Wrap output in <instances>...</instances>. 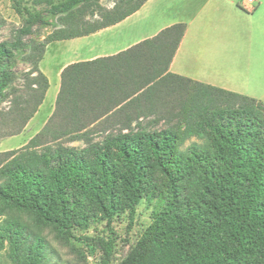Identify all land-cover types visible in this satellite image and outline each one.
I'll return each mask as SVG.
<instances>
[{
    "label": "trees",
    "instance_id": "obj_1",
    "mask_svg": "<svg viewBox=\"0 0 264 264\" xmlns=\"http://www.w3.org/2000/svg\"><path fill=\"white\" fill-rule=\"evenodd\" d=\"M90 1L11 0L22 25L14 39L0 41V101L34 27L54 26L51 17H73ZM144 1L118 14L105 10L104 22L63 26L36 46L35 104L23 122L49 87L38 68L46 44L113 25ZM184 32L177 23L114 57L64 67L46 124L22 148L0 153V200L67 235L77 220L101 214L108 235L81 237L99 251L100 264H111L117 247L112 216L128 209L132 220L144 197L161 210L120 264H264V102L169 72ZM165 94L175 95V103L156 114L165 126L151 128L143 120ZM110 122L120 127L90 137L95 123ZM0 226L1 245L13 224Z\"/></svg>",
    "mask_w": 264,
    "mask_h": 264
},
{
    "label": "rangeland",
    "instance_id": "obj_2",
    "mask_svg": "<svg viewBox=\"0 0 264 264\" xmlns=\"http://www.w3.org/2000/svg\"><path fill=\"white\" fill-rule=\"evenodd\" d=\"M137 1L91 0L78 8L73 17H51L54 26L34 27L33 33L25 38L28 48L18 56L14 82L0 101V153L17 150L26 145L43 128L54 111L55 94L60 83L57 69L66 57L62 52H55L62 46L57 41L46 44L44 57L47 56L38 62V68L50 80V87L33 115L23 122V117L33 110L35 104L34 90L37 87L32 86V82L37 78L34 72V61L38 55L36 46L44 43L49 34L63 26L74 27L80 20L89 23L104 22L102 13L105 10L118 14ZM21 25L22 21L14 11L11 0H0V41L14 39ZM175 99V95L165 94L164 98L151 106L154 115L148 116L143 123L149 124L151 128L165 126V117L156 114L172 108ZM119 127L120 124L113 122L107 125L95 123L90 137L100 139L105 129L114 130ZM192 140L196 138L187 141L185 146ZM61 141L66 145H84L82 140L63 138ZM160 210L161 206L156 199L144 197L136 205L132 220L128 209H120L114 213L111 228L117 247L111 264H120L127 254L139 247L146 229ZM7 221L13 224V238L5 236L2 239L0 264H100L99 251L81 237L107 236L109 233L107 220L99 213H93L87 220H77L70 228L72 235H67L57 225L42 220L33 211L0 200V225ZM37 240L42 243L39 244Z\"/></svg>",
    "mask_w": 264,
    "mask_h": 264
},
{
    "label": "crops",
    "instance_id": "obj_3",
    "mask_svg": "<svg viewBox=\"0 0 264 264\" xmlns=\"http://www.w3.org/2000/svg\"><path fill=\"white\" fill-rule=\"evenodd\" d=\"M239 2L145 0L113 25L89 35L58 40L62 46L55 52L66 57L57 74L60 77L63 68L75 62L114 57L166 27L184 23L185 32L169 63V72L264 102V0H256L251 11ZM59 89L60 83L55 100Z\"/></svg>",
    "mask_w": 264,
    "mask_h": 264
},
{
    "label": "built area",
    "instance_id": "obj_4",
    "mask_svg": "<svg viewBox=\"0 0 264 264\" xmlns=\"http://www.w3.org/2000/svg\"><path fill=\"white\" fill-rule=\"evenodd\" d=\"M239 5L246 10H253L256 7V0H240Z\"/></svg>",
    "mask_w": 264,
    "mask_h": 264
}]
</instances>
